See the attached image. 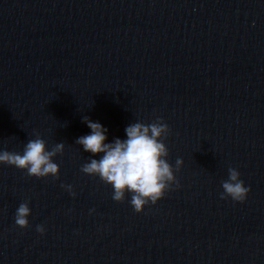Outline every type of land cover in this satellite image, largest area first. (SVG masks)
Segmentation results:
<instances>
[{"label":"water","instance_id":"1","mask_svg":"<svg viewBox=\"0 0 264 264\" xmlns=\"http://www.w3.org/2000/svg\"><path fill=\"white\" fill-rule=\"evenodd\" d=\"M84 117L108 141L167 124L179 187L114 201L81 171ZM37 136L59 175L0 164V264H264V0H0V151ZM230 169L244 202L221 199Z\"/></svg>","mask_w":264,"mask_h":264},{"label":"clouds","instance_id":"2","mask_svg":"<svg viewBox=\"0 0 264 264\" xmlns=\"http://www.w3.org/2000/svg\"><path fill=\"white\" fill-rule=\"evenodd\" d=\"M84 123L90 129L87 134L76 139L84 152L91 154L81 167V171L97 176L111 185L112 199L124 200L126 193L131 195L129 203L134 211L142 212L149 204H156L171 189L170 181L179 187V181L173 175L172 166L167 162V148L161 141V135L168 130L165 123L135 122L125 127V138L115 137L108 141V129L99 121L84 117ZM64 145L57 143L48 148L46 141L37 136L28 140L22 152L0 151V164H8L26 171L29 176L38 178L59 175V165L53 159L62 153ZM96 157H99L98 159ZM181 160H177V170ZM63 187V185H61ZM224 193L233 201L244 202L250 192L236 169L229 170V178L222 184ZM76 196L75 191L69 193ZM94 209L90 210L93 212ZM31 209L27 203H20L15 211V225L20 228L29 226ZM36 231L44 234L46 229L37 225Z\"/></svg>","mask_w":264,"mask_h":264}]
</instances>
